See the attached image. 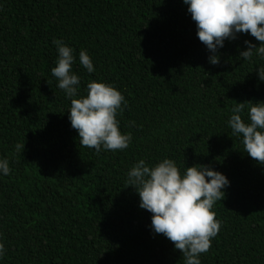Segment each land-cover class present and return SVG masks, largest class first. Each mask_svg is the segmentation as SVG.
<instances>
[{"label":"trees","instance_id":"16d2710c","mask_svg":"<svg viewBox=\"0 0 264 264\" xmlns=\"http://www.w3.org/2000/svg\"><path fill=\"white\" fill-rule=\"evenodd\" d=\"M196 31L183 0H0V159L10 166L0 175V264H184L126 184L139 159L165 157L181 172L210 164L230 181L201 264H264V165L227 125L238 102L264 101V60L238 58L244 40L260 42L226 39L212 65ZM54 39L73 49L77 96L90 80L123 94L116 118L127 148L79 144L71 98L51 74ZM81 49L94 72L80 64Z\"/></svg>","mask_w":264,"mask_h":264},{"label":"clouds","instance_id":"9594fccd","mask_svg":"<svg viewBox=\"0 0 264 264\" xmlns=\"http://www.w3.org/2000/svg\"><path fill=\"white\" fill-rule=\"evenodd\" d=\"M187 12L196 24L198 39L209 51L208 62L220 63L219 49L225 40H235L240 33H248L259 45L244 40L247 45L238 58L251 60L254 55L264 60V0H183ZM58 53L51 74L57 87L71 98L68 120L79 137V144L94 149L117 150L128 147L131 136L122 133L116 116L123 112L127 101L113 85L90 80L86 95L77 96L80 77L72 71L73 49L62 40L54 39ZM79 62L94 72L87 51L81 49ZM260 81H264V65L257 67ZM251 101V100H249ZM238 102L231 109L227 125L241 138L244 152L264 165V101ZM246 115V119L244 118ZM24 145L16 144V151ZM10 173L7 158L0 159V175ZM127 185L139 195V207L151 213V230L163 234L180 250L184 264H201L200 254L206 253L220 229L213 205L225 196L230 184L228 177L210 164H192L183 172L175 160L163 158L152 166L139 159L127 172ZM5 247L0 243V258Z\"/></svg>","mask_w":264,"mask_h":264}]
</instances>
